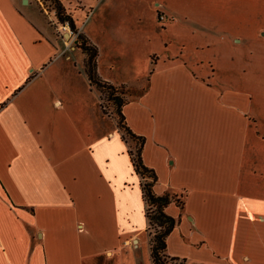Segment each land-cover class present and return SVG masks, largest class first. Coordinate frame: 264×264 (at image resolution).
<instances>
[{
    "label": "crops",
    "instance_id": "1",
    "mask_svg": "<svg viewBox=\"0 0 264 264\" xmlns=\"http://www.w3.org/2000/svg\"><path fill=\"white\" fill-rule=\"evenodd\" d=\"M57 1L96 47L98 76L124 86L121 113L143 138L153 192L181 196V209H165L176 221L166 255L183 264H264V178L248 157V95L176 57L144 68L100 61L92 31L82 27L88 17L139 13L126 0ZM25 3L0 0V264H144L146 219L131 143L116 125L99 122L97 98L88 109L73 107L79 75L99 93L83 62L78 70L60 56Z\"/></svg>",
    "mask_w": 264,
    "mask_h": 264
},
{
    "label": "rangeland",
    "instance_id": "2",
    "mask_svg": "<svg viewBox=\"0 0 264 264\" xmlns=\"http://www.w3.org/2000/svg\"><path fill=\"white\" fill-rule=\"evenodd\" d=\"M27 4L34 5L40 20L60 44V56L80 70L84 56L71 43L76 35L68 39L61 35L52 4L48 0H26L23 5ZM124 7H133L139 18L110 11L104 18L99 13L88 17L82 26L85 33L87 28L92 31L100 61L110 57V61L144 68L151 61L176 57L186 61L195 73L208 76L213 84L248 95L253 124L248 157L259 180L263 179L264 0H126ZM139 19L142 24L137 25L134 21ZM76 94L73 107L88 109L97 98L99 122L106 127L115 125L110 106L89 90L82 75L77 77ZM132 148L129 144L128 149ZM244 166L251 167L248 160ZM142 250L144 264H150L146 245Z\"/></svg>",
    "mask_w": 264,
    "mask_h": 264
},
{
    "label": "trees",
    "instance_id": "3",
    "mask_svg": "<svg viewBox=\"0 0 264 264\" xmlns=\"http://www.w3.org/2000/svg\"><path fill=\"white\" fill-rule=\"evenodd\" d=\"M45 1V0H44ZM53 7L54 15L58 23L67 22L69 28L76 33L72 22L64 14L62 7L57 0H48ZM73 44L83 54V70L89 86L93 87L99 96L106 101L112 110L115 118L116 128L120 137L125 141V137L133 146L132 150H127L134 174L139 176L141 197L144 205V217L146 219V234L148 241V256L150 264H183V260L169 257L165 253L166 238L175 225V219L169 216L165 209L173 204L181 209V196L172 192H163L159 195L153 192V185L156 182L154 172L145 167L141 161V149L143 138L134 135L125 125L121 113L122 106L126 103L124 96V86H113L102 80L96 72V47L81 33H77Z\"/></svg>",
    "mask_w": 264,
    "mask_h": 264
},
{
    "label": "built area",
    "instance_id": "4",
    "mask_svg": "<svg viewBox=\"0 0 264 264\" xmlns=\"http://www.w3.org/2000/svg\"><path fill=\"white\" fill-rule=\"evenodd\" d=\"M58 29L62 34H65L66 35V38H73L74 35H76L70 28H69V25L67 22H63L61 23V25L58 26Z\"/></svg>",
    "mask_w": 264,
    "mask_h": 264
},
{
    "label": "water",
    "instance_id": "5",
    "mask_svg": "<svg viewBox=\"0 0 264 264\" xmlns=\"http://www.w3.org/2000/svg\"><path fill=\"white\" fill-rule=\"evenodd\" d=\"M25 2V0H23V3Z\"/></svg>",
    "mask_w": 264,
    "mask_h": 264
}]
</instances>
